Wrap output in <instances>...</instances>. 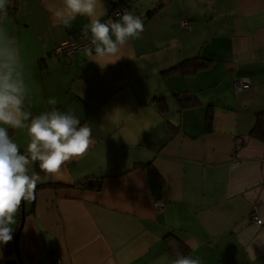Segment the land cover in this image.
Returning <instances> with one entry per match:
<instances>
[{
  "label": "crops",
  "instance_id": "0c3cea01",
  "mask_svg": "<svg viewBox=\"0 0 264 264\" xmlns=\"http://www.w3.org/2000/svg\"><path fill=\"white\" fill-rule=\"evenodd\" d=\"M154 1L150 16L134 2L116 15L139 16L144 31L117 56L100 58L101 67L84 49L52 53L91 18L66 26L53 15L62 0H9L0 28L29 85V110H71L93 141L23 205L24 264H53L52 254L59 264H156L164 255L171 264L169 232L201 264H264V142L249 136L264 110V0ZM96 18L107 22L103 0ZM195 57L209 64L174 69ZM238 80L245 87L234 88ZM180 92L197 102L180 107ZM9 131L23 152L26 130ZM86 178H100L101 187H81ZM253 209L260 224L248 218ZM14 257L9 244L0 246V262Z\"/></svg>",
  "mask_w": 264,
  "mask_h": 264
},
{
  "label": "clouds",
  "instance_id": "9594fccd",
  "mask_svg": "<svg viewBox=\"0 0 264 264\" xmlns=\"http://www.w3.org/2000/svg\"><path fill=\"white\" fill-rule=\"evenodd\" d=\"M98 3L62 0V7L53 12L66 26L78 15L91 18V23L84 26L85 34H91L84 52L97 63L100 58L117 56L123 46L139 39L144 31L143 20L128 11L118 20L101 22L96 18ZM8 4L9 0H0V23L7 18ZM28 96L29 85L16 50L0 28V246L13 240L21 207L35 201L38 184L58 177L67 163L84 156L93 143L91 129L86 124L81 126L73 111L53 108L33 116ZM48 103L54 105L56 101L50 99ZM9 130H26L28 143L23 152ZM156 264H168L167 255ZM171 264H201V260L177 249Z\"/></svg>",
  "mask_w": 264,
  "mask_h": 264
},
{
  "label": "trees",
  "instance_id": "16d2710c",
  "mask_svg": "<svg viewBox=\"0 0 264 264\" xmlns=\"http://www.w3.org/2000/svg\"><path fill=\"white\" fill-rule=\"evenodd\" d=\"M106 5L107 17L108 15L120 14L122 13L125 7L130 6L135 0H103ZM156 11V8L149 10L146 16H150ZM116 14V15H117ZM114 16V18L116 17ZM209 64V61L205 58L195 57L191 59L184 60L180 62L174 69H180L183 73H192L195 70L202 68ZM170 69L169 71H172ZM175 99L180 107H188L197 102L196 96L189 92H180L175 94ZM160 103V107L166 106V102L164 99L158 100ZM212 116L210 114V110L206 113V124L207 127L211 126ZM249 136L256 138L262 142H264V110L259 111L255 114L254 124L249 131ZM150 169V167H148ZM101 179L100 178H86L80 182V186L85 189H95L98 190L101 187ZM168 240V247L170 250H179L181 253L187 252L188 247L185 245L184 241L179 239V237L173 233H167L164 237Z\"/></svg>",
  "mask_w": 264,
  "mask_h": 264
},
{
  "label": "built area",
  "instance_id": "2783aa9c",
  "mask_svg": "<svg viewBox=\"0 0 264 264\" xmlns=\"http://www.w3.org/2000/svg\"><path fill=\"white\" fill-rule=\"evenodd\" d=\"M116 14L108 15V19L111 18L115 21L114 16ZM181 25L187 27L188 23L186 20H182ZM89 42H90V35L85 34L84 30H81L78 33H70L60 43H58L54 47L52 53L55 55L72 56L76 51L84 49L85 46L89 44ZM243 87H245V84L241 80H238L234 83V88L236 89H241ZM163 205H164L163 199L156 198L154 200V208L156 211L162 210ZM248 218L250 221L256 224H260L262 222V219L258 216L255 209H253L249 213ZM50 257H51L53 264L60 263V256L58 254H52Z\"/></svg>",
  "mask_w": 264,
  "mask_h": 264
},
{
  "label": "water",
  "instance_id": "95a60500",
  "mask_svg": "<svg viewBox=\"0 0 264 264\" xmlns=\"http://www.w3.org/2000/svg\"><path fill=\"white\" fill-rule=\"evenodd\" d=\"M23 222H24V208L23 205L21 207V216H20V223L19 226L17 228V230L15 231V233H13V240L11 241L13 244V250H14V258H6L5 260H3V264H24L21 257L19 256V251H18V238H19V234L20 231L22 229L23 226Z\"/></svg>",
  "mask_w": 264,
  "mask_h": 264
},
{
  "label": "rangeland",
  "instance_id": "374dc122",
  "mask_svg": "<svg viewBox=\"0 0 264 264\" xmlns=\"http://www.w3.org/2000/svg\"><path fill=\"white\" fill-rule=\"evenodd\" d=\"M136 5V9L138 11L143 10L144 12H148L149 10H152V8L155 6L156 2L154 0H135L133 1ZM9 244V250H12V255L14 256V250H13V244L12 242Z\"/></svg>",
  "mask_w": 264,
  "mask_h": 264
},
{
  "label": "flooded vegetation",
  "instance_id": "af4514ba",
  "mask_svg": "<svg viewBox=\"0 0 264 264\" xmlns=\"http://www.w3.org/2000/svg\"><path fill=\"white\" fill-rule=\"evenodd\" d=\"M0 264H3L2 262H0Z\"/></svg>",
  "mask_w": 264,
  "mask_h": 264
}]
</instances>
